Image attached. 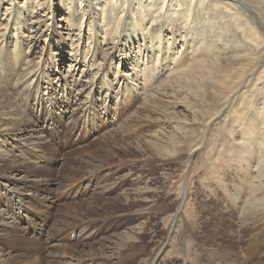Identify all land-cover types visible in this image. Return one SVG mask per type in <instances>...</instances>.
I'll list each match as a JSON object with an SVG mask.
<instances>
[{
  "label": "rangeland",
  "instance_id": "obj_1",
  "mask_svg": "<svg viewBox=\"0 0 264 264\" xmlns=\"http://www.w3.org/2000/svg\"><path fill=\"white\" fill-rule=\"evenodd\" d=\"M0 101V264H264V0H0Z\"/></svg>",
  "mask_w": 264,
  "mask_h": 264
},
{
  "label": "bare ground",
  "instance_id": "obj_2",
  "mask_svg": "<svg viewBox=\"0 0 264 264\" xmlns=\"http://www.w3.org/2000/svg\"><path fill=\"white\" fill-rule=\"evenodd\" d=\"M25 4V3H24ZM62 4H63V2H60V7H62ZM226 4V3H225ZM225 4H223V5H225ZM20 7H22V6H18V7H16V10H18ZM226 8H228V7H226ZM60 10V9H59ZM53 11V10H52ZM68 11V14H70V17L71 16H73L74 17V14H73V10L71 9V6L69 7V10H67ZM59 12V11H58ZM232 12H234V11H232ZM52 14H53V12H52ZM51 14V15H52ZM235 15H236V13H235ZM235 15H233V16H235ZM52 19H53V22H52V24L54 23V21H56L55 19H54V15L52 16ZM70 27V26H69ZM241 56V55H240ZM186 57V56H185ZM194 61V60H193ZM197 62V60L195 61V63ZM205 62V61H204ZM186 63V62H185ZM184 62H181V61H179V63H177V66L179 67V69H180V74H179V77H178V83H179V85L180 86H186L187 88H188V91H191V92H193V91H195V90H199L200 88H201V86H202V82L201 81H199L198 79H195L194 77H192V78H190L191 80L190 81H188V78L190 77V76H192V74H196V75H198V76H200V77H204V76H207V75H211V74H213L214 72L213 71H211V68L213 69V66L211 67V68H209L208 66L206 67V66H204L203 65V63H200V62H198L197 64H193V65H189V64H185ZM213 63V62H212ZM187 65H189V66H187ZM212 65V64H211ZM210 65V66H211ZM183 69V71H182V69ZM221 71V70H220ZM196 80H198L197 82H193V81H196ZM20 81V80H19ZM188 81V82H187ZM219 82L220 83H223V80L222 79H220L219 80ZM19 86V85H18ZM7 101V100H6ZM4 102H5V100H4ZM6 103V102H5ZM14 103V102H13ZM2 104H4V103H2ZM8 104V101H7V103H6V105ZM182 104V103H181ZM183 105V104H182ZM172 106V105H171ZM174 106V105H173ZM172 106V107H173ZM3 107L4 106H2L1 105V101H0V109H3ZM9 107H11V106H9V104L6 106V109H8ZM13 108V107H12ZM12 110V109H11ZM10 110V111H11ZM261 111L262 112H264V106L262 107V109H261ZM6 113H8V112H5V114ZM2 114V113H1ZM3 116V115H2ZM10 116V115H9ZM11 116H13V119L15 120V116H17V114L16 113H13V114H11ZM261 119H262V125H264V113H262L261 114ZM5 122H6V119L5 118H0V135H3V133L5 134H9L8 132H10V129H12V126H10V128L7 126V125H5ZM14 123H16V121H14ZM5 125V126H4ZM15 129V128H14ZM13 130V129H12ZM251 131V130H250ZM252 132V131H251ZM12 135H13V133H12ZM0 178H3V177H0ZM13 179L12 177H10V176H6V179ZM28 179V178H27ZM26 181V180H25ZM16 182V181H15ZM27 182V181H26ZM35 184H38V185H42V186H44L45 184L44 183H42V182H39V183H35ZM31 185V184H30ZM113 248V247H112ZM116 251H118V250H116ZM89 260V259H88ZM75 262V261H74ZM81 262H79V263H76V264H80Z\"/></svg>",
  "mask_w": 264,
  "mask_h": 264
}]
</instances>
